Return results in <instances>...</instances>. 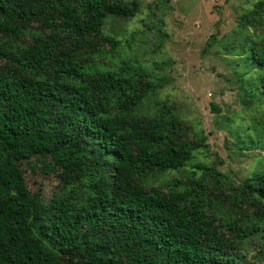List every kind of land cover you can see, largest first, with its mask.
Returning a JSON list of instances; mask_svg holds the SVG:
<instances>
[{"label":"trees","instance_id":"16d2710c","mask_svg":"<svg viewBox=\"0 0 264 264\" xmlns=\"http://www.w3.org/2000/svg\"><path fill=\"white\" fill-rule=\"evenodd\" d=\"M138 13V0H0V264H65L78 242L94 264L264 260V167L233 180L191 163L204 137L103 30ZM230 34L254 84L239 77L242 108L260 103L264 136V0ZM28 170L59 180L50 198Z\"/></svg>","mask_w":264,"mask_h":264},{"label":"rangeland","instance_id":"374dc122","mask_svg":"<svg viewBox=\"0 0 264 264\" xmlns=\"http://www.w3.org/2000/svg\"><path fill=\"white\" fill-rule=\"evenodd\" d=\"M257 1L138 0L135 17L127 20L109 16L103 25L104 32L119 42L120 55L138 58L154 75L165 79L158 98L174 105L197 136L204 137L206 147L191 163H212L233 180L264 167V149L251 140L255 134L258 141L264 139L259 135V124H255L263 107L255 100L249 109L242 108L245 96L238 83L243 78L246 84H254L245 71L242 55L228 51L225 43L240 16ZM101 61L107 62L105 58ZM236 131L240 132L237 141ZM24 175L29 190H39L45 199L59 187L54 175L29 170ZM245 246L248 256L262 255L253 242ZM80 248L79 242L64 243L62 262L94 264L92 259L82 257ZM249 261L264 264L260 258Z\"/></svg>","mask_w":264,"mask_h":264}]
</instances>
